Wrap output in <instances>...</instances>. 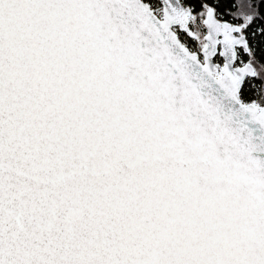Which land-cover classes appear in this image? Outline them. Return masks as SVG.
<instances>
[{
    "label": "water",
    "instance_id": "95a60500",
    "mask_svg": "<svg viewBox=\"0 0 264 264\" xmlns=\"http://www.w3.org/2000/svg\"><path fill=\"white\" fill-rule=\"evenodd\" d=\"M160 1L0 0V264H264L243 26Z\"/></svg>",
    "mask_w": 264,
    "mask_h": 264
},
{
    "label": "trees",
    "instance_id": "16d2710c",
    "mask_svg": "<svg viewBox=\"0 0 264 264\" xmlns=\"http://www.w3.org/2000/svg\"><path fill=\"white\" fill-rule=\"evenodd\" d=\"M153 8H160V0H144ZM191 8V14H198L205 7L211 6L218 18L240 23L241 15L236 11L239 5L248 8L252 13L243 31L247 39V48L238 51V60L252 63L254 74L245 78L241 88L242 101H255L264 104V0H181ZM181 41L191 50L197 51L199 46L194 35L189 36L177 31ZM194 34V33H193Z\"/></svg>",
    "mask_w": 264,
    "mask_h": 264
},
{
    "label": "rangeland",
    "instance_id": "374dc122",
    "mask_svg": "<svg viewBox=\"0 0 264 264\" xmlns=\"http://www.w3.org/2000/svg\"><path fill=\"white\" fill-rule=\"evenodd\" d=\"M155 10L157 13H160L161 9L156 8ZM205 10H206V7L202 11H200L198 14H190V17H189L190 28L192 29V31L194 33L193 35L195 36V38L197 40V44L199 46V48L197 50L198 52L203 45L202 38H203V35L205 33V28L202 24V18L204 17ZM236 13H237V15H241L242 21L240 23H242L244 26H245L246 22L252 16V13L250 12V10L248 8L241 6V5L238 6ZM238 63H243V62L239 60ZM254 71L257 72V69L255 68Z\"/></svg>",
    "mask_w": 264,
    "mask_h": 264
},
{
    "label": "flooded vegetation",
    "instance_id": "af4514ba",
    "mask_svg": "<svg viewBox=\"0 0 264 264\" xmlns=\"http://www.w3.org/2000/svg\"><path fill=\"white\" fill-rule=\"evenodd\" d=\"M155 9H156V8H155ZM242 32H244L243 29H242ZM241 48L244 49V48L241 47V46H238V47H237V53H238V51H239ZM213 59H214V61L218 62V65H220V64L222 63V57L219 55V53H216V54L214 55Z\"/></svg>",
    "mask_w": 264,
    "mask_h": 264
}]
</instances>
